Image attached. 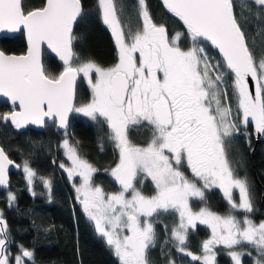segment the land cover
Segmentation results:
<instances>
[{
	"label": "snow or ice",
	"instance_id": "6c2138e0",
	"mask_svg": "<svg viewBox=\"0 0 264 264\" xmlns=\"http://www.w3.org/2000/svg\"><path fill=\"white\" fill-rule=\"evenodd\" d=\"M162 4L184 29L171 38L164 24L154 22L146 0H137L135 29L122 18L124 5L119 0H97L99 18L116 49L115 62L105 67L74 50L81 39L75 29L85 16L82 0H42L40 6H32L30 0H0V33L22 34L26 42L21 54L0 49V97L12 107L0 121L15 129L51 121L65 131L61 146L70 164L61 163L60 168L119 264H151L148 253L157 242L154 218L161 213L177 214L170 239L177 252L193 261L217 264L216 248L223 246L233 264H242L252 252L234 249L247 245L256 253L253 264H264V220L251 218L252 187L246 177L238 178L228 154V143L241 128L252 124L254 132L264 136V48L257 53L238 0ZM244 9L264 23V0H251ZM181 37L190 44L182 48ZM209 47L219 53L214 63ZM45 52L62 70L46 67ZM79 79L90 89L84 102L78 99ZM74 113L108 128L119 153L110 169L118 191L107 192L95 184L98 169L67 138ZM141 125L152 128L146 146L128 137L131 126ZM244 135L249 136L247 131ZM13 164L0 146V186L8 184ZM23 171L31 185L36 173L28 161ZM141 176L151 178L152 193L142 190ZM40 179L50 192L51 181ZM213 187L222 189L228 212L220 214L208 206L194 211L190 201H203L205 190ZM15 200L10 192L9 206ZM241 212L242 217L236 214ZM197 221L211 230L202 242V255L186 248ZM164 228L168 231L167 225ZM13 243L0 212V264H34V251L16 244L13 254ZM167 264L176 262L169 258Z\"/></svg>",
	"mask_w": 264,
	"mask_h": 264
},
{
	"label": "trees",
	"instance_id": "16d2710c",
	"mask_svg": "<svg viewBox=\"0 0 264 264\" xmlns=\"http://www.w3.org/2000/svg\"><path fill=\"white\" fill-rule=\"evenodd\" d=\"M82 2L85 16L75 29L81 39L74 50L82 58H91L102 66H110L116 58L114 41L100 21L96 0H82ZM119 2L124 5L122 18L135 29L138 24L135 2L132 0H119ZM238 2L240 4L238 11H243L247 19L248 36L255 40L256 50L259 53L264 48V23L257 21L244 9V5L251 6V0H238ZM30 3L32 6H40L42 0H30ZM146 3L154 22L158 25L164 24L168 34L184 31L175 19L163 11L157 0H146ZM252 10L254 12L255 8L253 7ZM180 45L186 47L187 40L183 39ZM0 49L10 54L24 52L22 34L10 39H1ZM207 51L210 58H214V61L218 60L217 55L210 48ZM44 59L50 71L62 70V67L46 54ZM79 82L77 94L80 100ZM81 92H83L82 99L87 100L88 91L84 89ZM7 111V106L0 103V116ZM73 121L71 118L69 125L73 135L81 144L83 155L98 169L97 175L102 177L103 171L113 161L112 147L107 142V127L103 123H89L83 119ZM2 129L6 130L3 134ZM241 129L240 134L228 143L229 161L238 178L246 177L250 182L254 204L251 218L259 222L262 220L261 198L264 192V136L255 143L250 126L248 125L246 130ZM245 131L249 134L247 139L244 135ZM148 134L145 126L132 127L128 130L129 139L141 146L148 141ZM60 139L61 133L55 129L54 124H46L42 132L18 133L0 121V146L4 147L9 158L17 165L28 161L36 173L31 185L20 172L10 174L9 189L0 192V212L7 221L9 235L14 242L10 245L16 248V244H23L33 250L34 264H119L103 239L96 234L93 225L76 200L67 177L58 168ZM40 178L51 181L50 192ZM151 191L147 190V192ZM10 192L16 196L11 206L8 203ZM190 203L193 209L208 206L220 214L228 212L227 204L216 189L207 191L203 201ZM177 219L175 213H161L154 218L157 242L148 253L151 264H167L169 258L174 259L176 264H200L176 251L170 239V229ZM165 225L168 226V231H165ZM208 237L209 231L203 226L190 229L187 251L200 255L202 242ZM251 261L249 256L242 258V264H252ZM232 262L225 251L217 250V264H233Z\"/></svg>",
	"mask_w": 264,
	"mask_h": 264
},
{
	"label": "rangeland",
	"instance_id": "374dc122",
	"mask_svg": "<svg viewBox=\"0 0 264 264\" xmlns=\"http://www.w3.org/2000/svg\"><path fill=\"white\" fill-rule=\"evenodd\" d=\"M135 2V6H136V9H137V7H138V5H137V0L136 1H134ZM96 5H97V0H96ZM101 21V20H100ZM138 22V21H137ZM102 23V22H101ZM102 25L108 30V32L110 33V35H111V32H110V30L102 23ZM177 32H181V31H177ZM176 31L175 32H173L172 34H169V37L171 38L172 36H174L176 33H177ZM111 37H112V35H111ZM112 39H113V37H112ZM183 39H186L187 40V46L190 44V41L188 40V38L187 37H181V39L178 41V43H179V45H180V42L183 40ZM114 41V40H113ZM181 46V45H180ZM183 48V47H182ZM212 62L214 63L215 61L214 60H212ZM80 80V82H79V84H80V92H79V96H81L80 97V102H84L85 100H83L82 99V97H83V92H81V91H83L84 89L85 90H87L88 91V96L90 97V89L88 88V86L86 85V83H85V81L83 80V79H79ZM72 119L74 120L73 122H75L76 121V119H83V120H85V121H87V122H89V123H96V122H94V121H92V120H90L89 118H86V117H84L82 114H72ZM71 123H72V121H71ZM141 126H145L146 127V129H148V132H149V134H148V141H150V139H151V137H152V128L150 127V126H148V125H141ZM132 127H136V128H139L140 126H131L130 128H132ZM129 128V129H130ZM108 129V128H107ZM251 129V128H250ZM5 131L6 130H3L2 129V134L3 133H5ZM241 131H242V129H241ZM67 132H68V134H67V138L69 139V141H70V143L73 145V146H75L76 148H77V151H78V153H80L82 156H84L83 155V153H82V147H81V144L79 143V141L76 139V137L73 135V133H72V131H71V126L69 125V127H68V130H67ZM61 133V139H60V141H59V144H58V148H59V156H60V163H59V166H58V168H59V170L62 172V173H64V175L67 177V180H68V183L72 186V188H73V192H74V195H75V197H76V193H75V190H74V187H73V182L69 179V177H68V175H67V172L66 171H64V170H62L61 168H60V164L61 163H64L65 165H69L70 164V162L68 161V159H67V156H66V153H65V149L61 146L62 145V141L66 138V136H65V131H63V132H60ZM108 135H109V130H108ZM6 137H7V135H6ZM147 141V142H148ZM107 142L111 145V147H112V155H113V161H112V163L110 164V165H108L107 167H106V169L103 171V175H102V177H100V176H98L97 174L98 173H96L95 175H94V182H95V184L96 185H99V186H101V187H103L107 192H115V191H118L119 190V185L114 181V178L113 177H111V175H110V169H111V167H113L114 166V164H115V162L118 160V155H119V153H118V149H116V147H115V145H114V143L113 142H111L110 140H109V138L107 137ZM146 142V143H147ZM146 143H145V145H142V146H146ZM85 157V156H84ZM25 161H23V162H21V163H19V165H21V167H20V173H21V175L23 176V177H25L26 178V174L24 173V171H23V163H24ZM35 178H36V176H35ZM34 178V179H35ZM140 180H142L143 181V184H142V190L146 193V194H150V193H152L153 191H151V190H154V183L152 182V180H151V178L150 177H146V176H141L140 178H139ZM75 183L76 184H79V180L77 179L76 181H75ZM145 187H147L146 189H145ZM149 189V191H151V192H147V190ZM212 189H216V190H218L220 193H221V195H222V197H223V200L225 201V203L227 204V206H228V209H229V204H228V202H227V200H226V198L224 197V195H223V191H222V189H220V188H218V187H213V188H210V189H207V190H205V193L207 192V191H209V190H212ZM233 196H234V198L237 200V202H238V199H239V196H238V190H236V189H234L233 190ZM191 201H200L198 198H193ZM190 201V202H191ZM80 204V203H79ZM81 206V205H80ZM82 208V207H81ZM83 210V209H82ZM194 211H198L199 210V208L198 209H193ZM85 213V212H84ZM237 215H239V216H241L242 217V215H243V213L241 212V213H236ZM85 215H86V217L88 218V220L91 222V224L93 225V227H94V230H95V232H96V234L99 236V237H101L102 239H103V241H104V243L106 244V246L109 248V250L112 252V254L114 255V252H113V249L111 248V247H109L108 245H107V243H106V238L105 237H103V236H101L98 232H97V230H96V228H95V223H94V221H92V220H90L89 219V217H88V215L85 213ZM177 215V214H176ZM260 222V221H259ZM259 222H257V223H259ZM196 226H203V227H205V228H207L208 229V231H209V237H210V235H211V230H210V228H208L206 225H203V224H200L199 223V221H197L196 222ZM208 237V238H209ZM207 238V239H208ZM223 250V251H225L226 253H228V250L226 249V248H224L223 246H217V248H216V252H217V250ZM234 250H237V251H251L252 252V257H255L256 256V253H255V251L250 247V246H247V245H245L243 248H237V249H234ZM9 251L11 252V253H13V254H16L17 253V248H15V247H13L12 245H10L9 246ZM200 255H202V252H201V254ZM228 255V254H227ZM115 256V255H114ZM252 257H250L251 258V262H252V264H253V259H252ZM115 258L117 259V261L119 262V260H118V258L115 256ZM200 264H202V262L201 261H198ZM233 263V262H232Z\"/></svg>",
	"mask_w": 264,
	"mask_h": 264
},
{
	"label": "water",
	"instance_id": "95a60500",
	"mask_svg": "<svg viewBox=\"0 0 264 264\" xmlns=\"http://www.w3.org/2000/svg\"><path fill=\"white\" fill-rule=\"evenodd\" d=\"M132 1H136V0H132ZM157 1H158L159 4L161 5L163 11H164L167 15H169V16H171L173 19H175V20L179 23V25L182 27V29H183L182 24H181V23H180L175 17H173L170 13H168L167 10L164 8V6H163V4H162V0H157ZM183 30H184V29H183ZM16 35H18V34H14V33H0V40L3 39V38H8V39H10V38H13V37L16 36ZM22 36H23V35H22ZM23 41H24V45H25V49H26V42H25V40H24V37H23ZM209 48H210V49H211V50L217 55V57H218V59H219L220 57H219V53H218V51H217L216 49H214V48H211V47H209ZM45 54H47L50 58H52L57 64H59V65L62 67V65L58 62V60H55V59H54L52 56H50L47 52H45ZM250 83H251V81H250ZM0 103H3V104H5V105L7 106V108H8V111H7V112L12 111V107L10 106V104H8V103L5 102V98L0 97ZM71 116H72V115H71ZM70 118H71V117H70ZM2 123L7 124L8 126H10L11 128H13V129H14L16 132H18V133H24V132H26L27 130H31V131H33V132H42V131L44 130V128H45V125H44V126L28 125V126H26L25 128H23V129H15L14 126H13L10 122H7V123L2 122ZM48 123H52V122L49 121ZM48 123H47V124H48ZM54 125H55V128H56V130H57L58 132H63V131H64L63 129L57 127L56 124H54ZM249 126H250V128H251V131H252V134H253V137H254V141H255V143H256L258 140H261V139H262V135L256 134V133L254 132V127H253L252 124H249ZM15 165H17V164L14 162L13 165L9 166V170H8V174H7L8 184H7V185H4V186H0V192H5V191H7V190L9 189V186H10V177H9V176H10V174H17L18 172H20V167L17 168ZM263 201H264V192H263V194H262V198H261V207H262V215H261V217H262V220H264V205H263Z\"/></svg>",
	"mask_w": 264,
	"mask_h": 264
},
{
	"label": "flooded vegetation",
	"instance_id": "af4514ba",
	"mask_svg": "<svg viewBox=\"0 0 264 264\" xmlns=\"http://www.w3.org/2000/svg\"><path fill=\"white\" fill-rule=\"evenodd\" d=\"M47 56H48V55H47ZM48 124H53V123H48ZM27 131H31V130H27ZM27 131H26V132H27Z\"/></svg>",
	"mask_w": 264,
	"mask_h": 264
}]
</instances>
